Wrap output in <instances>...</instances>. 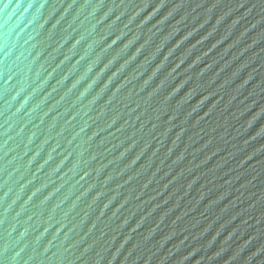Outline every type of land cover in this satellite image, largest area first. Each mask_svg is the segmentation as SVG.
Segmentation results:
<instances>
[{"label": "water", "instance_id": "obj_1", "mask_svg": "<svg viewBox=\"0 0 264 264\" xmlns=\"http://www.w3.org/2000/svg\"><path fill=\"white\" fill-rule=\"evenodd\" d=\"M0 264H264V0H0Z\"/></svg>", "mask_w": 264, "mask_h": 264}]
</instances>
